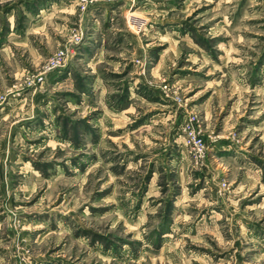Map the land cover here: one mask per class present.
<instances>
[{
    "label": "rangeland",
    "instance_id": "374dc122",
    "mask_svg": "<svg viewBox=\"0 0 264 264\" xmlns=\"http://www.w3.org/2000/svg\"><path fill=\"white\" fill-rule=\"evenodd\" d=\"M0 264H264V0H0Z\"/></svg>",
    "mask_w": 264,
    "mask_h": 264
},
{
    "label": "built area",
    "instance_id": "2783aa9c",
    "mask_svg": "<svg viewBox=\"0 0 264 264\" xmlns=\"http://www.w3.org/2000/svg\"><path fill=\"white\" fill-rule=\"evenodd\" d=\"M188 136V144L194 149L197 154H201L205 150V142L197 133L190 132Z\"/></svg>",
    "mask_w": 264,
    "mask_h": 264
},
{
    "label": "bare ground",
    "instance_id": "6f19581e",
    "mask_svg": "<svg viewBox=\"0 0 264 264\" xmlns=\"http://www.w3.org/2000/svg\"><path fill=\"white\" fill-rule=\"evenodd\" d=\"M136 14H137L136 11H133V12L131 11V12L129 13L130 16H135ZM141 22H142V21H141Z\"/></svg>",
    "mask_w": 264,
    "mask_h": 264
}]
</instances>
